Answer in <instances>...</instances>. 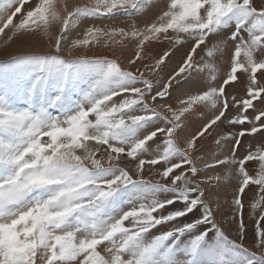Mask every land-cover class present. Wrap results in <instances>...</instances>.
Wrapping results in <instances>:
<instances>
[{
	"label": "snow or ice",
	"instance_id": "6c2138e0",
	"mask_svg": "<svg viewBox=\"0 0 264 264\" xmlns=\"http://www.w3.org/2000/svg\"><path fill=\"white\" fill-rule=\"evenodd\" d=\"M159 3L0 0L5 45L41 35L49 48L0 60V264H264V142L240 153L246 136L264 133V0H163L142 26L97 23ZM69 40L68 56L127 41L130 67L67 59ZM196 77L202 87L167 103ZM233 83H244L243 97L228 93ZM197 113L203 123L182 137ZM225 123L236 130L217 131ZM214 134L217 151L198 156ZM221 187H234L227 211L213 198ZM252 187L256 227L246 243Z\"/></svg>",
	"mask_w": 264,
	"mask_h": 264
},
{
	"label": "rangeland",
	"instance_id": "374dc122",
	"mask_svg": "<svg viewBox=\"0 0 264 264\" xmlns=\"http://www.w3.org/2000/svg\"><path fill=\"white\" fill-rule=\"evenodd\" d=\"M75 2H79V0H75ZM260 0H257V3H259ZM163 0H161V3L157 4L155 8H153L151 11L146 12L143 16L140 17H133L131 19L126 17H119L115 21H101L97 22L101 25H115V26H122V27H128L130 26L134 21L137 23L138 26H142L145 22H149L152 19H154L155 14L159 11L161 7H163ZM7 31V30H6ZM84 31V28L82 27L78 32L72 34V39L75 38H82V33ZM4 38L0 37V60L6 59L8 56L17 54L19 52H29V51H40V52H46L49 51L48 48V40L44 38L41 35L36 36H21L18 38H14V40L8 44L3 43ZM69 44L68 43L64 45V56L67 59L74 58L75 56H83V55H97V56H107L111 59H117L118 61L122 62L123 67L129 68L130 66L127 63L128 58H130L133 55V47L131 44H129L127 41L124 42V45H112L109 43L108 47H104L103 43L101 45L97 46H88L87 48H77L72 50L73 55L68 56V50H69ZM165 45H157L154 46V50L157 53H161L164 49ZM187 49H181L178 51L175 55L171 57V59L167 62V66L164 68L163 76L166 78L168 75H170L173 71L178 69L182 58L184 56V53ZM232 46L229 44L228 46V52L225 55L224 59L219 61L217 63V68L219 69V75L217 78V83L223 78L224 73L228 70V56L231 54ZM204 56V52H200L197 56V59H200ZM134 67H141V65L138 63ZM146 75H148L146 71ZM207 77V73L204 74V78ZM202 78L196 77V78H190L187 83H181V86L177 88L175 91H173L171 100H168L167 103H171L174 106L177 104L178 98H182L183 94L192 92L194 93L197 91L199 87L203 86V83L200 84L197 83V80H201ZM264 79V78H262ZM241 80H244V77H241ZM163 81H161L162 83ZM229 94L235 93L238 97H243L245 95V85L244 83H233L230 87L227 89ZM259 107V105H257ZM233 112H229L228 115H233ZM203 123V120L201 119V116L199 113L195 117H191L188 120L185 121V126L183 128V131L180 133L182 137L190 136L191 134H194L195 131L201 126ZM162 126V125H161ZM236 129H231L228 127V125L225 123L220 126V128L217 130L223 134H227L228 131H235ZM219 139V136H216L214 134L213 137L208 138L205 141H201V144L199 146H203V151L198 153V156H211L214 154L217 149L215 145V140ZM264 142V133L257 134L255 137L252 136H246L243 141L242 145L240 147V153L243 154L249 145L252 146L253 150L260 146L261 143ZM210 175L212 173H209ZM233 186L235 185V181L232 182ZM234 190V187L232 188H225L221 187L216 190L215 196L213 198H219L221 203L225 205L224 211L228 210V205L231 202L232 199V191ZM256 188L252 187L251 190H248L246 192V195L243 197L244 203H245V213H244V219L245 223L247 224V233H248V240L246 243H250L256 224H255V218L251 214L250 209V203L252 202L254 193H256ZM256 215L258 216L259 213L257 212ZM219 218V217H218ZM264 223V222H262ZM234 228V226H233ZM163 230V229H161ZM230 236L234 237L235 232L234 230L229 229Z\"/></svg>",
	"mask_w": 264,
	"mask_h": 264
}]
</instances>
